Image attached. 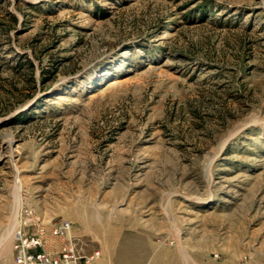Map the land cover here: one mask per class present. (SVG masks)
<instances>
[{"label":"rangeland","instance_id":"obj_1","mask_svg":"<svg viewBox=\"0 0 264 264\" xmlns=\"http://www.w3.org/2000/svg\"><path fill=\"white\" fill-rule=\"evenodd\" d=\"M60 220L93 264H264V0H0V264Z\"/></svg>","mask_w":264,"mask_h":264},{"label":"built area","instance_id":"obj_2","mask_svg":"<svg viewBox=\"0 0 264 264\" xmlns=\"http://www.w3.org/2000/svg\"><path fill=\"white\" fill-rule=\"evenodd\" d=\"M45 226L39 228V232L32 235H17L15 264H93L98 252L91 255H83L79 252L76 242L71 239L72 222L60 220L56 222L49 231L51 235L66 238L70 237L57 251L45 249Z\"/></svg>","mask_w":264,"mask_h":264},{"label":"trees","instance_id":"obj_3","mask_svg":"<svg viewBox=\"0 0 264 264\" xmlns=\"http://www.w3.org/2000/svg\"><path fill=\"white\" fill-rule=\"evenodd\" d=\"M11 17H12V22H13L12 26L15 27L17 22H18V17L15 14H11ZM26 61H27L28 65H29V67L31 68V70L33 71V68H34L33 61L31 59H29V58H27ZM18 66H20V65H18ZM30 73H32V72H30Z\"/></svg>","mask_w":264,"mask_h":264},{"label":"bare ground","instance_id":"obj_4","mask_svg":"<svg viewBox=\"0 0 264 264\" xmlns=\"http://www.w3.org/2000/svg\"><path fill=\"white\" fill-rule=\"evenodd\" d=\"M6 152V151H5ZM12 154V153H11ZM13 159V158H12Z\"/></svg>","mask_w":264,"mask_h":264}]
</instances>
